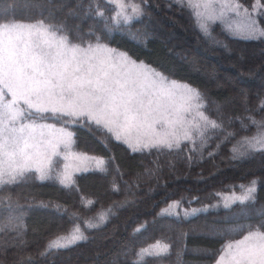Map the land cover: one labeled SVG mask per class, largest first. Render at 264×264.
<instances>
[{"label":"trees","instance_id":"1","mask_svg":"<svg viewBox=\"0 0 264 264\" xmlns=\"http://www.w3.org/2000/svg\"><path fill=\"white\" fill-rule=\"evenodd\" d=\"M132 1L140 13L125 20L110 0H0V26L42 21L73 42L101 41L123 50L196 89L202 110L218 126L194 147L183 142L132 150L81 119L73 125L74 146L100 156V169L77 173L63 185L60 156L45 179L36 170L18 175L7 165L14 174L0 180V258L9 253L3 264H113L120 251L127 252L123 264H214L229 242L264 231V148L234 155L243 137L264 127V37H236L219 24L204 35L187 0ZM236 1L248 9L259 5L257 23L264 30V0ZM195 51L204 54L197 69L189 61ZM212 61L250 90L234 98L236 86L216 85L200 68ZM7 104L0 98V117ZM249 191L244 201L221 204L228 194ZM175 202L178 209L167 211ZM179 208L198 211L185 216ZM115 230L117 240L108 236ZM76 235L82 238L69 244ZM158 243L168 247L161 261H138L143 249ZM16 250L25 256L18 259Z\"/></svg>","mask_w":264,"mask_h":264},{"label":"rangeland","instance_id":"2","mask_svg":"<svg viewBox=\"0 0 264 264\" xmlns=\"http://www.w3.org/2000/svg\"><path fill=\"white\" fill-rule=\"evenodd\" d=\"M110 1L125 20L140 13L138 4L132 0ZM187 1L204 35H210L212 28L219 24L236 37H264V30L257 23L259 5L248 9L236 0ZM202 54L195 51L189 60L194 68ZM200 68L216 85L227 82L236 86L230 93L234 98L249 89V83L243 82L242 87L235 84L227 75L230 70L219 69L216 62ZM220 71L225 75L209 74ZM0 86L3 88L0 98L9 103L1 106L0 180L14 174L5 168L9 164L16 168L18 175L36 170L41 179L48 178L59 156L63 158V165L58 179L63 185L71 184L77 173L100 169L104 164L100 156L78 151L74 146L73 125L81 119L105 128L132 150L170 147L183 142L194 147L218 126L202 110L200 95L193 87L168 78L104 42H73L42 21L0 26ZM55 119L65 121L58 123ZM263 148L264 127L243 137L235 145L234 155L242 156ZM251 194V191L228 194L221 204L229 206L248 199ZM177 209L176 202L166 208L167 211ZM197 211L179 208L185 216ZM99 225L93 222L94 227ZM117 232L108 236L117 240ZM81 238L76 235L67 241L74 244ZM127 240L130 244L134 241ZM104 241L102 236L99 247H105ZM167 250L164 244L147 246L140 252L138 261L147 257L161 261ZM1 254L0 264H3L1 259L8 258L9 253ZM13 254L18 259L25 256L22 250ZM125 255V251L115 254L113 264H123ZM214 264H264V231L252 230L229 242Z\"/></svg>","mask_w":264,"mask_h":264}]
</instances>
